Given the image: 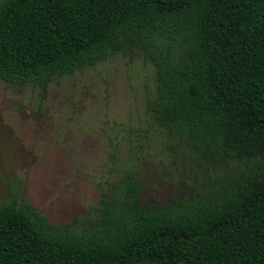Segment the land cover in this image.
<instances>
[{"label":"trees","instance_id":"16d2710c","mask_svg":"<svg viewBox=\"0 0 264 264\" xmlns=\"http://www.w3.org/2000/svg\"><path fill=\"white\" fill-rule=\"evenodd\" d=\"M126 48L152 65L151 120L217 184L140 208L128 171L76 231L1 203L0 264H264V0H0L1 81L41 89Z\"/></svg>","mask_w":264,"mask_h":264},{"label":"rangeland","instance_id":"374dc122","mask_svg":"<svg viewBox=\"0 0 264 264\" xmlns=\"http://www.w3.org/2000/svg\"><path fill=\"white\" fill-rule=\"evenodd\" d=\"M152 65L118 50L44 88L0 80V204L26 203L76 231L134 171L140 208L171 206L214 187L222 171L197 158L145 110ZM237 161L242 158L236 157Z\"/></svg>","mask_w":264,"mask_h":264}]
</instances>
